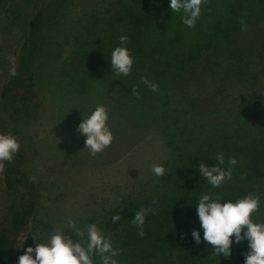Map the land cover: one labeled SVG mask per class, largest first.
Here are the masks:
<instances>
[{
  "label": "trees",
  "instance_id": "1",
  "mask_svg": "<svg viewBox=\"0 0 264 264\" xmlns=\"http://www.w3.org/2000/svg\"><path fill=\"white\" fill-rule=\"evenodd\" d=\"M34 1L26 11L12 6L17 22L0 12L2 45L6 34L17 29L15 48L8 47L17 75L2 72L8 78L0 85L1 132L22 133L26 107L40 89L44 98L52 93L62 105L89 97V86L96 84L97 97L116 112L137 110L142 123L135 120L136 137L157 135L164 148L163 176L152 172L135 179L126 193L117 191L97 206L87 204L97 207V226L121 250L115 257L119 264H245L249 242L236 243L234 235L231 257L213 255L203 240L196 203L205 193L219 195L222 203L258 194L259 210L252 219L264 223V0H206L191 28L183 24L182 11L174 13L170 0ZM241 18L247 31L241 30ZM122 35L128 36L125 46L134 59L128 76H117L110 63ZM48 66L60 81L55 90L43 87L46 74L38 77ZM142 75L159 91H151ZM67 87L70 100L64 99ZM218 153L225 158L222 168L229 157L237 163L232 178L214 188L198 167L201 162L214 166ZM23 157L18 152L5 163L0 264H14L17 238L39 204ZM149 207L154 211L146 214L141 237L131 220ZM117 213L121 220L113 223ZM193 230L200 231L201 243L195 242Z\"/></svg>",
  "mask_w": 264,
  "mask_h": 264
},
{
  "label": "rangeland",
  "instance_id": "2",
  "mask_svg": "<svg viewBox=\"0 0 264 264\" xmlns=\"http://www.w3.org/2000/svg\"><path fill=\"white\" fill-rule=\"evenodd\" d=\"M16 3L26 11L35 1L0 0L1 14L10 16L14 22L18 21L14 16L11 17L14 15L12 6ZM14 30L17 29H13L14 34L4 35V45L0 40V85L8 78L2 72L9 74L12 66L9 58H14V55L8 53V47L15 48L12 46L16 45ZM50 68H40L38 77L41 79L46 74L43 78L48 76V80L43 87L55 90V84L60 81L52 78ZM89 89V97L75 102L69 96L67 87L65 91L68 94L64 99L71 100L62 105L55 101L52 93L44 98V91L40 89L37 91L38 96L26 107L22 118L25 129L15 136L21 144L19 152L24 154V170L33 182L39 204L28 226L17 238L14 264H18L19 257L27 247L35 248L37 243H47L57 230L65 229V235L76 242L78 237L67 227L69 218L75 221L76 229L86 233L88 223H94L97 218V207H87V204L97 206L99 201L117 191L118 194L126 193L135 179L147 178L152 173V166L161 164L164 148L157 135L153 137L151 133H142L136 137L133 133L134 126L138 125L135 120L142 123L137 117V110L124 108L116 112L108 100L104 103L97 97L96 84H91ZM65 91L61 94H65ZM97 105L106 106L109 116L107 123L114 139L109 147L92 157L85 149L86 137L77 128L84 115H90ZM18 122L21 123L20 120ZM7 182L4 167L0 170V219L6 208ZM93 260L97 264V255Z\"/></svg>",
  "mask_w": 264,
  "mask_h": 264
},
{
  "label": "clouds",
  "instance_id": "3",
  "mask_svg": "<svg viewBox=\"0 0 264 264\" xmlns=\"http://www.w3.org/2000/svg\"><path fill=\"white\" fill-rule=\"evenodd\" d=\"M206 0H170V7L174 11L183 12L182 22L187 27H194L201 14L202 4ZM241 30L247 31V24L243 18L240 20ZM120 45L111 53V68L117 76H128L132 71L134 59L130 50L125 46L128 36H120ZM12 66L10 75H17L15 58H9ZM141 81L153 92L159 91V85L141 76ZM133 95H139L134 87ZM108 110L104 105H97L90 115L85 117L79 124L77 131L86 137L85 149L92 157L109 147L114 139L113 133L108 126ZM21 144L17 137L11 133L0 132V170L5 167L4 162H12L14 155L20 150ZM215 165L209 167L201 162L198 167L199 173L207 178V183L214 188L221 187L226 180L232 178V166L237 163L235 157H229L227 168L223 153L215 157ZM166 169L160 164L152 166V172L156 176H163ZM221 197L213 193H205L200 196L196 203L198 217L204 231L203 240L214 249L213 255L229 258L232 255L233 235L235 242L240 243L248 240L250 251L245 254V264H264V223H256L252 214L259 210L260 196L248 194L235 202L227 200L222 203ZM158 201H153V204ZM152 208H141L135 212L131 224L137 227L138 235L143 237L145 217ZM120 214L112 216V221H120ZM67 227L71 228L78 240L65 235V229L57 230L51 235L47 243H37L35 248L27 247L24 254L18 259V264H94L93 257H100V264H119L115 257L121 250L114 248L111 237H105L97 223H88L86 233L75 228V221L67 220ZM246 229V231H245ZM192 236L197 244L201 243L199 230H193ZM35 252V256H33Z\"/></svg>",
  "mask_w": 264,
  "mask_h": 264
}]
</instances>
